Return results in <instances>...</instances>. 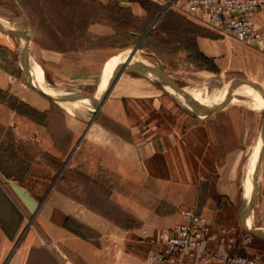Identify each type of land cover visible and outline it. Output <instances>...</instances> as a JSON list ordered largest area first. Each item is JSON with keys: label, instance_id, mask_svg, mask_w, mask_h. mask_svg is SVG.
<instances>
[{"label": "rangeland", "instance_id": "1", "mask_svg": "<svg viewBox=\"0 0 264 264\" xmlns=\"http://www.w3.org/2000/svg\"><path fill=\"white\" fill-rule=\"evenodd\" d=\"M162 6L156 17L130 21L126 32L119 30L118 33L116 30L103 41H93L88 38L83 40L82 33H78L77 27H83L85 6L77 0H0V183L2 186L4 184L11 186L14 183L34 198L26 205L28 212L13 202L24 218L25 227L18 243L6 258L0 259V264H12L17 259L16 254L14 255L15 249L21 240L26 239L28 242H23V253L21 252L23 255L19 264H65L61 252L57 248L53 249L48 242L46 215L49 212L45 206L42 207L43 204L41 206V202L45 203L52 192L51 196L56 194L55 191L67 195L75 203H83L93 209L88 213L76 212V219L69 217L65 220V225L70 227L73 236L79 237L93 247L92 252L89 251L88 259L77 260L78 264H147L145 247L138 240L140 235L138 222L128 218L109 201V186L112 181L110 172L103 171L102 175L99 174L101 180H95L92 178L95 176L93 163L92 169L89 170V167L84 168V165H80L77 159L71 162L73 155L78 152L80 143L68 160L89 120L85 122L86 118L82 114L74 116L64 106L51 99L28 74L19 55L20 43L24 36L23 29L27 31L28 47L34 54L37 47L59 50L98 47L103 51H109L106 55L124 52L126 49L132 53L148 30L147 35L151 34L147 39H143L130 59L138 64V72L129 73H141V76L149 79V82L144 80L149 84L146 88L156 87L161 91L167 107L165 117L168 123L174 121L181 113L183 115L193 113L199 118L206 116L213 118L215 114L214 116L226 120V110L237 111L239 114L236 116L248 128L247 140L248 144L250 143L240 184L245 190L244 197L248 195V204L255 197L258 190V160L264 152V136L261 135L264 133V92H260L263 97L262 105L252 107L247 101L253 94H245L242 87L253 86L255 83L263 87L262 62L260 64L259 59L249 57L235 66L227 67L226 57L212 59L201 55L196 51L195 35L208 34L211 38L219 39L218 32L203 25H196L178 15L167 16L158 23L163 12L178 10L180 4L177 0H167ZM86 11L93 17L102 15V18L109 16L117 19L112 9L103 11L94 4L87 3ZM8 22L11 25H18L21 29L11 27ZM243 45L247 47L244 48L247 52L248 48H256ZM140 51L156 55V59L165 65L161 74L146 61L140 60L146 59ZM130 53L125 51L112 57L105 64L99 85L97 75L86 85L60 82L55 86L51 80L53 74L69 76L71 72L76 71L70 66L76 59L72 58L73 61L68 62L65 68H57V72L53 70V66H45L48 62L44 53L41 52L42 58L36 55L34 59L44 61L42 63L45 65L40 67V74L48 87L52 88L67 105L80 106L87 114L92 107H96L107 91L103 93V86L114 71L115 65L122 61L123 66ZM148 59L151 62L155 61V58ZM48 61L50 63L53 60ZM150 70L160 75L164 79L162 81L164 84L152 75ZM136 84L143 83L136 81ZM73 85L88 94L76 92L71 88ZM165 85L181 92L167 94L164 90ZM187 90L200 92L189 93ZM94 112L95 109L91 116ZM100 121L98 112L93 122ZM250 128L254 129L249 130ZM259 138L263 148L253 163V149ZM84 154H87L86 157L91 161L94 160V149L85 151ZM65 162L66 166L63 168ZM253 164L256 166L254 169ZM86 171L91 172V177L85 174ZM252 173L256 176L253 177ZM94 211L113 219L121 226L111 227L100 219L96 220L101 223L90 221L89 218H95L91 215ZM62 218V214L53 213L50 219L59 223ZM86 221L94 228L83 223Z\"/></svg>", "mask_w": 264, "mask_h": 264}, {"label": "crops", "instance_id": "2", "mask_svg": "<svg viewBox=\"0 0 264 264\" xmlns=\"http://www.w3.org/2000/svg\"><path fill=\"white\" fill-rule=\"evenodd\" d=\"M77 1L85 6L83 18L88 15L87 3L94 4L103 11L112 9L113 15L117 16L115 20L109 16L102 18V15H99L93 17V21L89 15V23L83 24L82 28L77 27L78 33H82L83 40L88 38L103 41L116 30L118 33L119 30L126 32L130 21L156 17L167 0H148L152 3L148 7H142L133 0ZM185 2L186 0H177L180 6ZM171 11L172 14L198 25L185 13L176 9ZM117 21L122 23H116ZM254 22L258 28L264 30V7L256 12ZM148 32L147 30L137 43L139 47L143 39L149 37ZM218 35L219 39L211 38L208 34L195 35L196 51L207 58L226 57L227 67L235 66L249 57L259 59L264 75V45L255 49L248 48L247 52L244 49L247 47L232 35L221 33ZM125 51L130 53L129 49ZM41 52L48 63L43 64L42 59L37 61L41 66H53L56 72L57 68H65L68 62L73 61L72 58L76 59L75 63L70 65L74 67L76 73L71 72L69 76L53 74L51 80L55 86L60 82L86 85L97 75L98 84L105 64L112 57L124 53L106 55L109 51H103L98 47L66 50L37 47L35 57L37 55L42 58ZM142 54L146 59L140 60L146 61L154 69L163 71L165 65L156 59L154 53ZM148 57L155 58V61L151 62ZM50 59L53 61L49 63ZM122 75L100 106L101 121L93 122L83 137H80L78 152L73 155L71 162L77 159L80 165H84V168L89 167V170L92 169L93 163L95 176L92 178L95 180H101L99 174L102 175L103 171L110 172L112 181L109 186V201L128 218L138 222L140 228L138 240L145 247V259L149 250L146 238L156 237L162 230L181 221V213L184 210H193L207 220L208 251L223 249L230 255L242 254L264 263V152L259 160L258 190L248 204L244 198L245 190L240 184V178L247 148L250 147L247 140L249 131L245 123L236 116L239 113L226 110V120L214 116L215 114L213 118L206 116L208 117L206 119L181 113L174 121L168 123L165 117L167 107L161 91L156 87L146 88L149 86L147 83L149 79L138 73H129L128 78L132 81L115 90ZM136 81L143 84L137 85ZM74 85L71 88L76 92L87 93ZM252 85L264 92V78L263 87L258 83ZM91 149H94L93 161L84 154ZM85 174L91 177V172L86 171ZM52 193L46 196L45 203L41 202V206L43 204L42 207L45 206L49 212L46 213L48 242L53 249L57 248L61 252L65 264H78L77 260L88 259L89 251L92 252L93 247L79 237L73 236L70 227L65 225V220L69 217L76 219V212L88 213L93 209L83 203L73 202L65 194L55 191L56 194L51 196ZM32 200L33 196L22 187L14 183L11 186L8 184L2 186L0 183V259L6 258L18 243L25 227L24 218L15 203L28 212L26 205ZM53 213L62 214L63 218L59 223L50 219ZM91 215L95 218L89 219L94 223H101L98 221L100 219L111 227L121 226L101 213L94 211ZM83 223L92 227L87 221ZM248 229L258 233L254 234ZM23 242L28 240H21L14 251L17 259L12 264H19L23 255ZM208 264L224 263L212 260Z\"/></svg>", "mask_w": 264, "mask_h": 264}, {"label": "built area", "instance_id": "3", "mask_svg": "<svg viewBox=\"0 0 264 264\" xmlns=\"http://www.w3.org/2000/svg\"><path fill=\"white\" fill-rule=\"evenodd\" d=\"M264 0H186L178 10L197 24L221 34H230L239 42L255 47L264 45V30L254 22ZM207 220L196 211L184 210L181 221L148 237L147 264H264L242 254L230 255L223 249L207 250Z\"/></svg>", "mask_w": 264, "mask_h": 264}, {"label": "bare ground", "instance_id": "4", "mask_svg": "<svg viewBox=\"0 0 264 264\" xmlns=\"http://www.w3.org/2000/svg\"><path fill=\"white\" fill-rule=\"evenodd\" d=\"M24 16V15H23ZM11 21V20H10ZM9 25L15 29H18L20 28L18 25H11L10 22H8ZM5 28V27H4ZM21 29V28H20ZM28 29V28H27ZM23 32V39L20 43V49H19V55L21 56V58L23 59V64H24V67L26 69V71L28 72V74L33 78L35 79L38 84L40 85V87L48 94V96L51 97V99H53L55 102L59 103L60 105L64 106L69 112H71L74 116L75 114H82V116L84 115L85 118H86V121L87 122L88 120H90L91 118V112H93V110L95 109L94 107L91 108V111L87 114H85L79 107H70L69 105H67V103H65L64 101H62L60 99V97L58 96V94L50 87H48L47 85V82L46 80L43 78V76L40 74V67L41 64L36 60L34 59V53L32 52V49L30 47H28V41H27V31H25L24 29L22 30ZM36 54V53H35ZM130 59H126L123 63L126 64V68H125V71L123 72V75L122 77L120 78L118 84L116 85L115 87V90H119L122 88V86L125 84H127V82L129 81H132V79H129V72L131 71H134V72H138L137 71V67H138V64L136 62H134L133 60H131L130 62ZM129 62V63H128ZM27 63V64H26ZM26 64V65H25ZM128 64V65H127ZM122 67V61L121 62H118L115 67H114V71L112 72V74L110 75V77L108 78V80L104 83V86H103V93L107 90V88L110 86V83L112 81V79L115 77V75L119 72V70L121 69ZM150 72L152 73V75L156 76L158 78V80H160L161 83H163L162 81L164 80L160 75L158 74H155L154 71L150 70ZM145 73V72H144ZM141 74V73H140ZM151 75V74H150ZM144 76V75H143ZM152 77V76H151ZM101 79V78H100ZM135 78H133L134 80ZM102 80V79H101ZM62 84V83H61ZM136 84V83H135ZM164 84V83H163ZM72 85V84H71ZM99 85V84H98ZM128 87V86H127ZM101 88V87H100ZM212 88V87H211ZM99 89V87H98ZM136 89V88H134ZM243 89V92L245 94H253L247 101L248 104H250L252 107L254 105H262L263 103V97H262V94L260 93L261 90L259 89H254L253 86H247V85H244L242 87ZM102 90V89H101ZM133 90V88H132ZM165 92L168 94V93H171V92H181V91H178V90H173L171 88L168 87V85H165V88H164ZM126 91V90H124ZM199 91V90H198ZM198 91H195V90H187L186 92H189V93H192V92H198ZM185 92V93H186ZM200 92V91H199ZM102 93V92H101ZM117 93V92H116ZM120 93V92H119ZM84 94V93H83ZM122 94V93H121ZM243 94V93H242ZM261 94V96L259 95ZM101 95V94H100ZM71 100V99H70ZM73 100V99H72ZM71 100V101H72ZM80 101V100H79ZM82 102V101H81ZM80 102V103H81ZM74 103V102H73ZM83 103V102H82ZM80 117V116H79ZM85 120V119H84ZM264 128V127H263ZM262 137L264 136V133L261 134ZM260 136V135H259ZM264 138V137H263ZM263 140V139H262ZM264 142V141H263ZM264 144V143H263ZM263 144H262V141L259 140L257 141V143L255 144V147L253 149V154H252V158L254 157V160H251L254 162H256V159L255 157H257L258 155H260V151L262 150L261 148H263ZM250 151V150H249ZM254 155V156H253ZM251 157V156H250ZM259 159V158H258ZM250 160V161H251ZM249 161V162H250ZM256 166L255 164L252 165V169H254ZM251 168V167H250ZM254 171V170H253ZM251 172V171H250ZM249 173V172H248ZM253 174V173H252ZM248 175V174H247ZM258 177V176H257ZM247 197L248 195H246L244 198H245V201L247 203ZM247 223L248 221L246 220V226H247Z\"/></svg>", "mask_w": 264, "mask_h": 264}, {"label": "water", "instance_id": "5", "mask_svg": "<svg viewBox=\"0 0 264 264\" xmlns=\"http://www.w3.org/2000/svg\"><path fill=\"white\" fill-rule=\"evenodd\" d=\"M138 48H139V44L136 46V48L133 50V52L129 54V56H128L127 59H131V58L134 56V54L136 53V51L138 50ZM157 63H158V62H157ZM158 66H160V68H162V66H161L159 63H158ZM125 68H126V64H124V65L121 67V69L119 70V72H118V73L115 75V77L112 79V81H111V83H110V86H109V88L107 89V91H106V92L104 93V95L100 98V101L97 103V105H96V107H95V112H94V114L91 116L90 120L88 121L87 126H86V129H85V131L83 132L81 138L83 137V135H84L85 132L87 131L88 127L93 123L95 117L97 116V114H98V112H99L100 106H101L102 103L104 102L105 98L108 96V94H109L110 90L112 89V87H113V86L115 85V83L118 81L119 77H120V76L122 75V73L125 71ZM158 71H159L160 74H161V71H160V70H158ZM169 86H170L171 88H174V87H172L170 84H169ZM253 88H254V89H259L258 87L254 86V85H253ZM259 90H260V89H259ZM191 114L195 116V114H193V113H191ZM81 138H79V140H78L77 143L75 144V147L73 148L71 154L69 155L68 160H69L70 157L72 156V154H73L75 148L78 146V144H79ZM259 158H260V157H259ZM68 160H67V161H68ZM258 161H259V160H258ZM66 163H67V162H65L63 168L66 166ZM255 176H256V174L254 173V174H253V177H255ZM254 181H255V180H254ZM248 230H249L250 232L254 233V234H257V233H258V232H256L255 230H250V229H248Z\"/></svg>", "mask_w": 264, "mask_h": 264}, {"label": "trees", "instance_id": "6", "mask_svg": "<svg viewBox=\"0 0 264 264\" xmlns=\"http://www.w3.org/2000/svg\"><path fill=\"white\" fill-rule=\"evenodd\" d=\"M133 1L138 2L142 7H147L148 5H151V4H152V3H151L150 1H148V0H133ZM170 15H171V16H175L174 14H172L171 11L163 12V15H162L160 21H161L162 19L166 18L167 16H170ZM89 17H90V16L88 15L87 17H84V18H83L82 23H83L84 25H87V24L89 23V21H90ZM92 19H94L93 16H92ZM149 35H150V34H149ZM149 35H147V36H149Z\"/></svg>", "mask_w": 264, "mask_h": 264}]
</instances>
